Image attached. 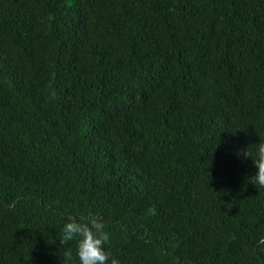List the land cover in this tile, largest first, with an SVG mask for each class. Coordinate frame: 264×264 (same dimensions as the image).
Returning a JSON list of instances; mask_svg holds the SVG:
<instances>
[{"label": "trees", "instance_id": "trees-1", "mask_svg": "<svg viewBox=\"0 0 264 264\" xmlns=\"http://www.w3.org/2000/svg\"><path fill=\"white\" fill-rule=\"evenodd\" d=\"M260 138L264 0H0V264H264Z\"/></svg>", "mask_w": 264, "mask_h": 264}, {"label": "clouds", "instance_id": "clouds-1", "mask_svg": "<svg viewBox=\"0 0 264 264\" xmlns=\"http://www.w3.org/2000/svg\"><path fill=\"white\" fill-rule=\"evenodd\" d=\"M253 144L254 152L249 150ZM253 144L243 149L242 154L251 158L256 169L255 174L250 177L251 182L258 188H264V138ZM59 239L61 243L76 241V256L80 264H120L118 258L112 257L111 252L106 248L110 241V233L95 216L89 215L85 222L69 217L62 226ZM71 259L72 252L68 250L65 260L70 262Z\"/></svg>", "mask_w": 264, "mask_h": 264}]
</instances>
